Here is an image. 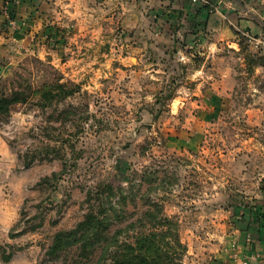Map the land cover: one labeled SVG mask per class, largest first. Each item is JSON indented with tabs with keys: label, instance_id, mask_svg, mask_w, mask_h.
<instances>
[{
	"label": "rangeland",
	"instance_id": "374dc122",
	"mask_svg": "<svg viewBox=\"0 0 264 264\" xmlns=\"http://www.w3.org/2000/svg\"><path fill=\"white\" fill-rule=\"evenodd\" d=\"M238 39L189 62L190 49H158L136 74L134 58L77 81L31 55L0 61V91L62 76L78 89L0 122V264H97L101 246L88 259L76 247L47 254L84 219L91 191L115 207L110 235L133 242L164 226L187 246L184 264H219L225 220L264 199V66L247 70L245 54L260 52Z\"/></svg>",
	"mask_w": 264,
	"mask_h": 264
},
{
	"label": "crops",
	"instance_id": "0c3cea01",
	"mask_svg": "<svg viewBox=\"0 0 264 264\" xmlns=\"http://www.w3.org/2000/svg\"><path fill=\"white\" fill-rule=\"evenodd\" d=\"M238 28L264 35V0H0V61L31 55L77 81L107 63L123 70L135 58L128 71L136 74L158 49H190L181 52L189 62L193 50L209 57L221 42L237 48ZM259 202L225 220L222 249L214 255L219 264H264V199Z\"/></svg>",
	"mask_w": 264,
	"mask_h": 264
},
{
	"label": "trees",
	"instance_id": "16d2710c",
	"mask_svg": "<svg viewBox=\"0 0 264 264\" xmlns=\"http://www.w3.org/2000/svg\"><path fill=\"white\" fill-rule=\"evenodd\" d=\"M240 46L242 47L241 42ZM245 65L249 71H253L258 65L264 66V55L247 52ZM62 78L63 76L59 77L55 82L46 81L36 89L31 84L24 88L25 85L19 83V88H12L9 92L1 90L0 122L7 121L19 104L36 99L40 105L48 106L74 94L78 90L77 86L71 87L73 83L62 81ZM113 189V185L108 184L107 189H103L101 194L107 190L108 194H111ZM92 196L91 191L89 194L91 203L84 219L74 228L59 230L49 246L48 255L58 257L62 251L76 247L79 256L88 259L94 255L97 247L101 246L102 254L97 264H184L187 246L181 242L178 234L164 229V226L156 231L142 232L133 242L121 241L117 234L110 235L114 218L112 212L115 207L112 204L107 207L106 203H94ZM158 212L154 214L148 211L147 215H152L159 227L169 220L160 217ZM169 236L174 237L176 243L174 246L171 245L172 241L168 240Z\"/></svg>",
	"mask_w": 264,
	"mask_h": 264
},
{
	"label": "built area",
	"instance_id": "2783aa9c",
	"mask_svg": "<svg viewBox=\"0 0 264 264\" xmlns=\"http://www.w3.org/2000/svg\"><path fill=\"white\" fill-rule=\"evenodd\" d=\"M212 11H219L225 20H230L227 13L224 12L219 8L218 5H211L210 8ZM10 24L12 27H17L19 22L18 20L12 19L10 20ZM238 34L243 36L248 43L251 44L252 47H254L258 52L264 53V35L263 34H254L251 31L245 30V29H240L238 28Z\"/></svg>",
	"mask_w": 264,
	"mask_h": 264
}]
</instances>
